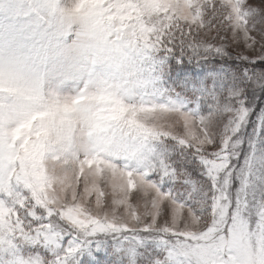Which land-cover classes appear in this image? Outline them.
Returning <instances> with one entry per match:
<instances>
[{"label":"snow or ice","instance_id":"1","mask_svg":"<svg viewBox=\"0 0 264 264\" xmlns=\"http://www.w3.org/2000/svg\"><path fill=\"white\" fill-rule=\"evenodd\" d=\"M11 16L0 25V250H52L11 264H264V120L249 119L264 108V9L19 0ZM68 59L107 71L73 96L20 72ZM188 64L212 75L187 78Z\"/></svg>","mask_w":264,"mask_h":264},{"label":"rangeland","instance_id":"2","mask_svg":"<svg viewBox=\"0 0 264 264\" xmlns=\"http://www.w3.org/2000/svg\"><path fill=\"white\" fill-rule=\"evenodd\" d=\"M19 0H0V25L4 26L5 28L10 24V22L13 20V17L11 16V9L15 6L16 3H18ZM49 3L56 4L58 7H68L72 4L73 0H48ZM79 3L82 5H94L98 6L103 3V0H79ZM247 4L252 6V11H256L257 9H264V0H247ZM150 59V58H147ZM69 63L64 66L61 64V67L63 68V71H56L54 72L49 79L46 81V88L45 91L47 93L49 92H55L56 94H59L61 96H73L76 95L79 90L85 85L91 86L92 82L97 79V77L88 78V75L91 73L92 69L90 68L88 70V73H84L80 70L79 67L76 66V64L71 62V59H69ZM81 63L88 62L81 59ZM158 63V62H157ZM235 61H228L227 64H234ZM213 66L216 65H224V67H227V64H225L223 61H216L214 60L212 62ZM178 73L172 74V79L174 80L176 78V75ZM185 75L187 78H194L198 77L201 80L204 78H207L209 75H212L209 68H203L198 67L195 64H188L187 68L185 69ZM261 73H256V78H259ZM97 76H99V73H97ZM250 80L253 79V77H249ZM169 84H171V81H168ZM151 91V88L149 89ZM262 97H264V93L261 94ZM256 110L252 112L251 117L249 118L250 121L255 120H264V108H261L259 103L255 105ZM252 123L250 122L248 124V131L252 130ZM240 159L242 161H245V158L243 154H241ZM252 159V156L250 155L248 157V160L245 161V163L249 162ZM52 251L48 248H41V249H34V248H28L25 247L23 250H16L15 253L9 252L6 249L0 250V261H4V264H11V262L14 259L17 258H23V259H29L35 256L37 253L42 258L50 259L49 252ZM55 253L53 252V255ZM80 258H83V254H80ZM73 259V258H70Z\"/></svg>","mask_w":264,"mask_h":264},{"label":"clouds","instance_id":"3","mask_svg":"<svg viewBox=\"0 0 264 264\" xmlns=\"http://www.w3.org/2000/svg\"><path fill=\"white\" fill-rule=\"evenodd\" d=\"M75 33V29L73 30V34L69 35L68 42L70 43L73 39V35ZM68 60L61 61L57 63L56 66H52L51 64L44 65L39 62H31V61H22L20 72L29 80V82L37 87L43 89L44 93L47 94L45 91L46 88V81L49 79V77L56 71H63V68L61 67V64L66 66L69 63ZM71 62L76 64L77 67L80 68V70L84 73H88V70L91 68L92 71L88 75V78L92 77H100L104 75V73L107 71L106 67L101 64L93 65L88 62L81 63L80 60L71 59ZM97 73H99V76H97Z\"/></svg>","mask_w":264,"mask_h":264}]
</instances>
